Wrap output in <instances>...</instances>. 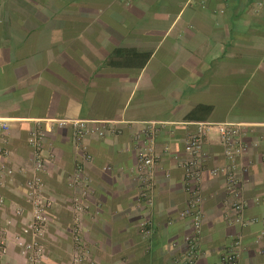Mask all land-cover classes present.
I'll return each instance as SVG.
<instances>
[{
	"label": "crops",
	"instance_id": "1",
	"mask_svg": "<svg viewBox=\"0 0 264 264\" xmlns=\"http://www.w3.org/2000/svg\"><path fill=\"white\" fill-rule=\"evenodd\" d=\"M65 119L94 120L104 135L77 142ZM199 122L245 123L248 139L259 138L264 0H0V234L31 218L28 138L38 128L53 200L43 264H73L72 200L81 186L71 177L79 165L94 188L92 209L81 215L83 264H185L194 224L182 215L189 201L182 164ZM151 138L157 161L147 188L136 167ZM204 151L196 264H224L235 239L239 264H264L260 150L241 158L240 212L224 177L211 174L227 162L215 127ZM4 264H24L14 244Z\"/></svg>",
	"mask_w": 264,
	"mask_h": 264
},
{
	"label": "built area",
	"instance_id": "2",
	"mask_svg": "<svg viewBox=\"0 0 264 264\" xmlns=\"http://www.w3.org/2000/svg\"><path fill=\"white\" fill-rule=\"evenodd\" d=\"M74 125V138L78 142L85 135L98 133L104 135V130L97 125V122L85 119H65ZM216 128L220 141L224 146V155L227 162L211 169L213 176L222 175L225 179L226 190L233 197L232 207L240 212L245 202L242 199L243 182L239 173L243 170L241 158L251 150H260V160L264 163V125L255 140L248 139L249 125L235 122H199L186 140L187 158L183 162L184 177L186 181V191L189 194V201L182 212V215H189L193 219L194 233L187 237V250L184 253L185 264H196L198 258V236L201 232L200 205L202 196L203 165L206 160L204 151V142L207 134ZM45 132L33 128L29 131L28 142L33 148V167L31 176L25 182V188L28 200L31 205V218L22 225L20 231H11L5 228L0 234V264H4V256L7 254L10 246L14 244L20 250L24 257V264H43L46 257V246L44 239L46 237L49 224V210L53 206V200L46 194V181L44 173L46 171V157L43 152V139ZM157 157L154 151V141L151 138L147 145L143 146L138 154L137 174L139 181L147 188L153 185V169ZM8 173H13L12 169ZM71 184L80 185V192L73 198V209L76 212L75 226L73 229V242L75 250L73 253V264H83L88 258L89 251L85 246L81 231V215L92 209L89 197L94 192L91 179L85 174L81 165L71 177ZM145 197H148L144 193ZM4 203V198L0 197V206ZM24 213L22 206H17L14 210L16 218H21ZM236 220L242 222L240 217ZM8 225L12 224L9 220ZM147 221L141 222L142 231L149 233ZM261 253L264 254V228L259 235ZM240 240L235 239L232 245L223 255L224 264H239L241 257Z\"/></svg>",
	"mask_w": 264,
	"mask_h": 264
}]
</instances>
